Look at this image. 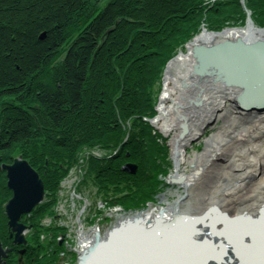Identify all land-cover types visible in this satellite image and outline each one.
<instances>
[{"label":"trees","instance_id":"obj_1","mask_svg":"<svg viewBox=\"0 0 264 264\" xmlns=\"http://www.w3.org/2000/svg\"><path fill=\"white\" fill-rule=\"evenodd\" d=\"M99 1L0 0V155L8 159L9 150L18 149L42 174L46 158L52 159L55 164L42 177L51 178L54 189L73 162L53 159L59 149L75 153L82 142L114 138L121 159H138L139 170L126 175L112 155L97 166L93 182L106 194L123 192L117 198L123 206H141L157 192L159 160L167 151L146 121L156 113L154 79L176 45L198 29L205 11L223 17L218 28L242 9L239 0H220L214 11L204 0ZM257 3L264 7V0ZM119 112L131 121L124 143ZM7 193L0 176L2 202ZM40 207L46 210L49 203ZM33 250L31 257L42 256L33 264H44L48 247Z\"/></svg>","mask_w":264,"mask_h":264},{"label":"bare ground","instance_id":"obj_2","mask_svg":"<svg viewBox=\"0 0 264 264\" xmlns=\"http://www.w3.org/2000/svg\"><path fill=\"white\" fill-rule=\"evenodd\" d=\"M237 38L249 46L222 48L216 67L205 66L203 75L197 73L199 62L190 49L169 65L166 86L174 70L179 83L199 78L217 89L210 94L204 86V91L196 95L198 103L210 105L212 113L200 115L197 122L166 88L158 105L154 124L164 120L162 128L166 134L177 129L180 120L185 123L186 130L180 127L182 137L175 134L170 140L175 163L172 176L186 188L185 193L174 202L153 205L143 212L119 214L105 233L80 231V258L102 246L101 251L103 243L112 235L114 240V232L120 229L121 238L104 255L106 260L90 264H264V106L244 107L233 119L240 124V130L233 123L228 124L207 139L202 152L193 156L186 153V143L197 134L200 125L216 113L221 116L223 99L242 95L241 102L247 104L257 103L264 96V49L260 44L250 45L264 41V30L250 23L220 33L204 30L192 43L211 47ZM218 68L224 70L222 75L230 83L214 78V69ZM186 164H193L191 173L185 172ZM246 232L251 235L244 236ZM241 238L247 247L241 245Z\"/></svg>","mask_w":264,"mask_h":264},{"label":"rangeland","instance_id":"obj_3","mask_svg":"<svg viewBox=\"0 0 264 264\" xmlns=\"http://www.w3.org/2000/svg\"><path fill=\"white\" fill-rule=\"evenodd\" d=\"M206 6L208 7V11H214L215 8H221L220 0H204ZM203 1V2H204ZM247 1L250 3V7L248 6ZM99 2H105V0H100ZM242 9V13L238 14L237 7H231L232 9L237 10L233 14L236 16L233 21H226L222 26L218 28L215 25H218L219 21L223 17L216 15L214 12L205 11L203 14V19L201 24L198 26V29L192 32V36L185 42H182L175 47V51H173V56L169 58L163 69L161 71V76L156 80L154 79L153 83L155 86V110L156 113L152 117H146V121H148L155 132L159 133L162 137L159 139L161 144H164L167 150L165 155L160 157V168L158 169V178L160 180L159 185L157 186V192L154 195H149L146 199L145 204L138 206H123L120 204L118 196L122 193H116V191L109 187L112 191H109L107 194L100 186H96L93 182V178L97 176V166H101L103 162H107L108 159L113 158L118 159L120 166V170L125 172L126 175L131 174L135 176L136 173H130V171L122 170L123 164L127 162H134L138 165L139 160H134L130 158L129 154H127V158L121 159V145L115 146L114 138L107 139L108 136H102L98 138V140H91V143H80V148H78L77 152L72 153L68 148L59 149L56 158L59 160H64L65 162L73 161L72 164L66 170V174L59 178L57 181V185L52 188L53 180L45 179L42 175H46L49 173V169L55 164L50 162L52 160L50 158H46L43 163V174L38 170L37 167H34L30 163V165L38 172L39 177L43 184L44 195L42 199L35 204L30 211L23 212L21 214V218L18 220V223L23 225V231L20 235L25 239V243L16 241V233L19 230H12L9 226V217L7 216L6 207L9 204V200L13 197L14 190L8 186V171L4 167L5 165H12L14 163V159L16 157L22 156L21 153H18V149H13V151L9 150L7 153L9 155L8 159H4L0 155V176L5 179L7 194L9 197L6 201H0V243H1V257L0 264H33L36 263L38 259L42 258L40 255L37 259V256L25 258V251L23 248L19 247L16 250V247L19 245H27L29 246V251H33L35 247L37 250H42L48 247L49 254L48 257L45 258L44 264H77L80 259V253L78 249V245L80 246L79 240V232L88 233L92 230H100L105 233L108 228L112 227L117 220L119 214H132L137 212L146 211L150 206L167 204L168 202H174L179 198V194H183L186 191V188L182 184H178L176 182H171L168 175L173 173L175 169L174 156L172 155L170 140L175 134L181 133V123L178 124L177 129H173L166 134V132L162 128V124L164 122L161 121L159 125L154 124V119L158 116V105L160 103L161 98L163 97V93L165 88L173 93L174 97H177L183 106V109L193 116L194 122H197L200 115L207 116L209 113L210 105H203L198 103V94L204 91V88L211 93L217 91V89L213 88L211 84H205L202 80L194 79L188 80L187 83L182 84L179 83L178 72L172 71L170 74L169 85H165L166 74L171 62L176 59L180 54L187 53L190 49V52L194 56L193 46L192 48L189 45H194L192 42L194 39L201 34L204 30H208L212 33H220L225 29H237L244 28L249 23L255 26L258 29L264 30V7L261 8L260 4L257 3V0H239V5ZM258 9L261 16L255 9ZM207 9V8H205ZM255 11V14L253 13ZM219 12V9H217ZM244 15V17H243ZM239 17V19L237 18ZM215 22L214 25H211L212 22ZM212 27H209V26ZM222 42V41H220ZM212 45V44H211ZM168 51V49H167ZM60 57V56H59ZM195 57V56H194ZM193 57V59H194ZM196 59V58H195ZM179 71V70H178ZM217 76L215 75L214 78ZM217 81V80H216ZM223 83V82H221ZM183 85V86H180ZM205 86V87H204ZM197 95V96H196ZM223 108L220 113H216L209 117L204 124L200 125V128L197 131V134L190 138L186 143V153L188 155L193 156L195 153H200L206 147L207 139L210 138L215 132L219 131L222 127L227 126L228 124L233 123L234 128H241L238 126L239 123H234V117L237 116V112L240 110L243 111L244 107L238 100V97L229 99L228 101L223 99ZM171 102H168V104ZM175 109H178L175 105ZM174 109V113H175ZM179 110H182L179 108ZM212 112V111H211ZM212 114V113H209ZM241 114V113H240ZM124 116V119L121 117ZM118 117V128L126 131L127 135L125 139L122 141L124 143L127 141V137L131 132L130 125L131 121L129 116L117 113ZM117 139V136H115ZM96 139V138H95ZM116 141V140H115ZM11 152V153H10ZM14 152V153H13ZM70 152L72 154H70ZM23 157V156H22ZM24 158V157H23ZM25 159V158H24ZM134 160V161H133ZM218 161V160H216ZM62 164V163H60ZM52 165V166H51ZM68 165V164H67ZM187 166V164H186ZM193 164H189L185 172L191 173L193 171ZM139 170V166L137 167V171ZM166 170V172L164 171ZM196 173V171H194ZM122 174V173H121ZM124 174V173H123ZM118 179H124L119 174L116 175ZM111 184V181L109 180ZM55 184V182H54ZM51 186V187H50ZM50 187V188H49ZM135 185H133V189ZM124 191V190H123ZM133 191V190H132ZM150 192V191H149ZM116 198V201H112L111 199ZM43 203H49V207L46 210H40ZM38 238L36 237L37 232ZM35 237V238H34ZM37 245V246H36ZM42 245V248L41 246ZM34 246V247H32ZM14 247V249H13ZM18 251V252H17ZM21 251V256H20ZM45 251V250H44ZM53 251V252H52ZM5 252L6 255H3ZM10 259L13 260L10 261ZM43 262V260H41Z\"/></svg>","mask_w":264,"mask_h":264},{"label":"water","instance_id":"obj_4","mask_svg":"<svg viewBox=\"0 0 264 264\" xmlns=\"http://www.w3.org/2000/svg\"><path fill=\"white\" fill-rule=\"evenodd\" d=\"M43 36V35H42ZM261 45L264 49V41H258L257 43H253L250 45L256 46V45ZM214 45V46H213ZM209 46L206 45H194L193 46V52L194 56L199 62L198 68H197V73L199 75H203L204 72H202L203 68L206 66L208 68L209 66H214L216 67L215 60L220 59L218 56V51L221 50L222 48L225 47H233V46H241V47H248L249 45H246V43L241 39L237 38L236 41H230V40H224L222 42L212 44ZM215 74L217 77H221L223 80H225L226 83H230L231 80L224 74L222 75V72L224 70L221 69H214ZM241 97L240 95L238 97L239 102L243 107H250V106H256V107H262L264 106V96L260 101L257 103H247L244 104L241 102ZM181 126H183V131L186 130L185 128V123L182 122ZM183 135V132L180 134V136ZM6 170L8 171V186H10L14 190L13 197L9 200V204L6 207V212L7 216L9 217V226L12 228V230H19L16 233V241L23 242L25 243V239H23V236L20 235V233L23 231L24 226L18 223V220L21 218V214L26 211H30L32 207L37 204L43 197L44 195V189H43V184L42 181L39 177L38 172L30 165V163L24 159L21 155L19 157H16L14 159V163L12 165H5L4 166ZM137 167L138 165L134 162H127L123 164L122 170L125 171H130V173H136L137 172ZM169 179L171 182H176V179L174 176L171 174L168 175ZM126 229V228H124ZM121 231L116 230L114 232L115 239L113 240V235L108 239L107 242L103 243V249L99 251L95 250L90 255L82 256L80 258V261L78 264H90L92 262H97L98 260H106L104 258V255H107L111 252L112 247L115 245V241L121 238ZM118 235H115L117 234ZM1 243H0V257H1ZM3 253V252H2ZM21 251H20V256H21ZM3 255H6L5 252ZM113 262H118L116 260H113ZM122 264V263H118Z\"/></svg>","mask_w":264,"mask_h":264},{"label":"flooded vegetation","instance_id":"obj_5","mask_svg":"<svg viewBox=\"0 0 264 264\" xmlns=\"http://www.w3.org/2000/svg\"><path fill=\"white\" fill-rule=\"evenodd\" d=\"M19 247H21V248H23L24 250H26L25 251V258L26 259H28L29 257H31L33 254H34V252L33 251H29V246H28V244L27 245H25V244H23V245H19V246H17L16 247V250L19 248ZM13 249H14V247H13ZM18 252V251H17ZM10 261H12V263H13V260L12 259H10Z\"/></svg>","mask_w":264,"mask_h":264},{"label":"snow or ice","instance_id":"obj_6","mask_svg":"<svg viewBox=\"0 0 264 264\" xmlns=\"http://www.w3.org/2000/svg\"><path fill=\"white\" fill-rule=\"evenodd\" d=\"M243 235H244V236H248V235H251V233H247V232H246V233H244ZM241 245H242L243 247H247V244L244 243L243 238H241Z\"/></svg>","mask_w":264,"mask_h":264}]
</instances>
